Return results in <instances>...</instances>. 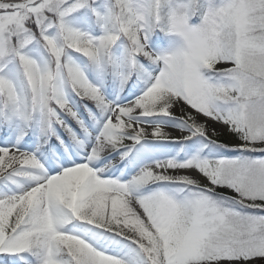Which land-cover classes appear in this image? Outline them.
Wrapping results in <instances>:
<instances>
[{
	"label": "snow or ice",
	"instance_id": "6c2138e0",
	"mask_svg": "<svg viewBox=\"0 0 264 264\" xmlns=\"http://www.w3.org/2000/svg\"><path fill=\"white\" fill-rule=\"evenodd\" d=\"M0 264H264V0H0Z\"/></svg>",
	"mask_w": 264,
	"mask_h": 264
}]
</instances>
